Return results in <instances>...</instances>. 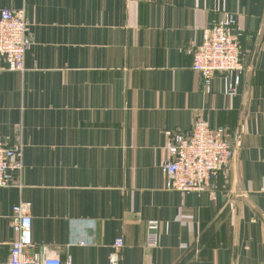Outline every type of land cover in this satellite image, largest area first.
<instances>
[{
	"label": "crops",
	"instance_id": "0c3cea01",
	"mask_svg": "<svg viewBox=\"0 0 264 264\" xmlns=\"http://www.w3.org/2000/svg\"><path fill=\"white\" fill-rule=\"evenodd\" d=\"M23 9L24 69L0 71V136L21 170L0 187V256L27 202L33 251L70 264H264V0H0ZM232 14L243 69L192 70ZM237 80V82H236ZM222 128L230 163L203 192L165 188L170 136ZM159 224L156 247L148 222Z\"/></svg>",
	"mask_w": 264,
	"mask_h": 264
},
{
	"label": "built area",
	"instance_id": "2783aa9c",
	"mask_svg": "<svg viewBox=\"0 0 264 264\" xmlns=\"http://www.w3.org/2000/svg\"><path fill=\"white\" fill-rule=\"evenodd\" d=\"M29 23L23 9H0V71L24 69L25 53L31 45ZM239 27L232 14L224 13L217 22L202 30L200 43L191 49L192 70L200 74L206 83L217 73L232 74L243 69ZM237 82V80H236ZM21 144H11L0 136V187L9 185V173L21 170ZM169 157L162 162L165 188L181 193L203 192L212 186L219 171L227 166L234 147L222 128H213L201 120L193 123L186 135L175 133L166 146ZM10 225L17 237L9 244L6 260L0 256V264H70L62 261L54 252L40 258L33 251L31 238V213L27 202L12 207ZM147 245L156 247L159 241V224L148 222ZM121 239L115 241L110 264H118ZM2 244L0 242V250Z\"/></svg>",
	"mask_w": 264,
	"mask_h": 264
}]
</instances>
